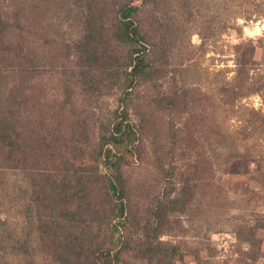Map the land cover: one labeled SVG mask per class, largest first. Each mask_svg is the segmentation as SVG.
Masks as SVG:
<instances>
[{
    "label": "rangeland",
    "instance_id": "1",
    "mask_svg": "<svg viewBox=\"0 0 264 264\" xmlns=\"http://www.w3.org/2000/svg\"><path fill=\"white\" fill-rule=\"evenodd\" d=\"M126 1L0 0L26 23L0 39V264H101L105 246L114 264L166 261L143 252L151 240L171 264H264V0H128L145 37L132 44L116 38ZM92 16L91 61L76 46ZM132 47H147L151 71L126 90ZM122 109L133 134L96 160ZM108 177L124 183L132 220L119 252L123 228L104 224Z\"/></svg>",
    "mask_w": 264,
    "mask_h": 264
},
{
    "label": "trees",
    "instance_id": "2",
    "mask_svg": "<svg viewBox=\"0 0 264 264\" xmlns=\"http://www.w3.org/2000/svg\"><path fill=\"white\" fill-rule=\"evenodd\" d=\"M233 1V0H231ZM242 2V0H240ZM138 7L135 5H132V3L130 1H126L124 3H122L120 5V7L118 8V24L116 26V33H117V37L118 39L125 41L129 44L132 43H137L139 41H142V39L144 40L145 37L139 35L138 33V25L136 23V18H135V14L137 11ZM23 11L22 9L20 10V8L15 7H7V6H3L0 5V39L3 38L1 34H3V32L5 33L8 30H12L14 28H18L19 30H23L26 27V23L25 20L22 18L23 15ZM94 19V16H92V18H89V23H87L86 25V30L87 33L86 35H84V37L79 40L78 45L76 46V48H78L80 50V52H82L81 57L86 60H93L95 59L93 56H95V54H91V48L89 47V45H91L95 38H96V34H102V31L94 24V21H92ZM2 42H0L1 44ZM141 46V45H140ZM147 47H144L143 49L139 48V47H132L130 49L129 55L128 57L124 60V62L121 61L120 66L123 68V71L125 73V86L124 88L127 90L129 88H132V86L135 83V79L141 77V75L144 73L145 71L148 69V71H151L150 69V63L147 61V56H145L146 54V50ZM96 57V56H95ZM22 59H28V61L32 62L31 58H29V56L26 54L24 55V57ZM241 64L244 63V60L240 61ZM21 63V62H20ZM22 64V63H21ZM32 67L28 68L25 67V69H23V75L20 78L18 84L20 83V87L19 90L21 91V84L24 83L25 81V77L28 75H30L33 72H37L38 70V64L36 63L35 65L32 63L31 65ZM243 66V65H242ZM131 67V70H128V68ZM243 69H245V66H243ZM242 67L240 66L239 71H243ZM113 71H110V73H112ZM26 73V74H25ZM247 74V73H246ZM245 74V75H246ZM113 77L115 76L114 73L111 74ZM244 77V75H243ZM242 78V77H241ZM239 79L240 81H242V79ZM86 79H88V77H86ZM256 81L253 82V85H255ZM21 92H18V96H20ZM16 104H15V108L13 111L8 112L7 115V126H9L10 129H15L17 126V123L19 122L17 115V111L20 108V104L23 102L22 99L17 97V100H15ZM17 110V111H16ZM117 111V110H116ZM114 117L115 120L112 122L114 123L113 127L110 129V131H102L99 135L98 141L96 143V145L94 146L93 149V154L96 160H100L104 153V149L107 145H111L114 150L116 152H120L122 151V143L126 138H129L132 134H133V130L130 128V125L128 122L124 123L125 121H127V111L126 109H122L121 111L114 112ZM9 121V122H8ZM81 126H84V121H81ZM2 125H0V132L2 133L1 136L2 138L5 140L7 137V139L9 138V135L7 132H4L2 130ZM49 135L46 134L47 137V141H48V146L50 149L54 148L56 145H59L57 143H59L61 141V138L56 135V128H49L48 131ZM85 129H81L79 133H84ZM74 134H77L76 132H74ZM5 136V137H4ZM16 140H12V145L13 148L16 145ZM13 149H11L9 152V154L7 155L9 158H12L13 156ZM123 157H119L118 161L122 160ZM105 162H109V161H105ZM118 162L111 164V167L113 168L114 171L118 170ZM52 178H46V181H50ZM78 184L77 185H82L81 183H85L87 181V179L81 177L78 180ZM108 181H109V190H111L110 195L113 196V201H112V206L110 205V209L107 210L105 216H104V224H112L113 220H116V222L114 224H112V230L119 228L120 226L123 228L121 229L127 236V238H125V241L123 240L121 242V248L118 249V252L121 251V249H125L127 248V246L129 245L130 240L128 239V236L130 235V231L127 228V225L132 222L131 219H129L130 216H128V201L126 199L127 195L125 193V190L123 188L124 183L118 179H116L115 177H108ZM80 183V184H79ZM55 185L57 186V182L55 180ZM43 193H45L47 195V193H49L47 191V189L49 187H47L46 184H43ZM64 189V186H62ZM59 194L64 195V191H60ZM82 197V196H80ZM46 198V196H45ZM170 199V196L168 194L163 195L160 199L158 203H163V199ZM172 202L176 201V198H172ZM61 202V201H59ZM58 202V203H59ZM171 203V200H170ZM51 208L54 209L53 205H50ZM60 207V205H58V208ZM159 207H163V206H159ZM73 212V211H72ZM76 212V211H75ZM157 216L159 219H162L163 217L161 215V212L158 211L156 212ZM70 214V213H69ZM74 216V215H73ZM75 227V226H74ZM135 232V231H134ZM132 234V231H131ZM148 237L151 238L150 235H148ZM75 240L79 241V237L78 236H74ZM158 240V237H155ZM155 240V241H157ZM161 241H158V244H154V241L151 240L147 245H145L144 248V253H152L154 254H158V253H164L165 255L164 258H166V261L164 259L159 260L158 264H171V261H169L168 258V252L167 249L164 248L161 243ZM101 250V249H100ZM172 251H175L174 249H172ZM103 254L105 255L104 261L101 262V264H114V257L111 251V248L108 246H105L104 251H102ZM117 252V253H118ZM113 257V258H112Z\"/></svg>",
    "mask_w": 264,
    "mask_h": 264
},
{
    "label": "clouds",
    "instance_id": "3",
    "mask_svg": "<svg viewBox=\"0 0 264 264\" xmlns=\"http://www.w3.org/2000/svg\"><path fill=\"white\" fill-rule=\"evenodd\" d=\"M257 31H258V29H257Z\"/></svg>",
    "mask_w": 264,
    "mask_h": 264
}]
</instances>
